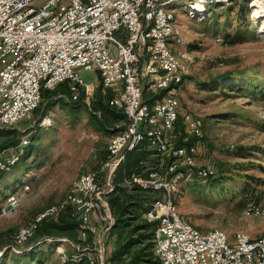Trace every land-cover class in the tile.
Instances as JSON below:
<instances>
[{"label":"built area","instance_id":"1","mask_svg":"<svg viewBox=\"0 0 264 264\" xmlns=\"http://www.w3.org/2000/svg\"><path fill=\"white\" fill-rule=\"evenodd\" d=\"M176 1L0 0V128L32 116L43 89L67 83L78 100L90 90L81 76L87 69L98 72L103 88L113 92L112 104L127 117L110 139L101 168L81 174L66 199L24 224L15 235L14 249L34 237L44 220L74 210L79 240L47 238L65 264H113L107 242L116 223L110 196L122 186L163 194L153 196L141 216L156 222L158 264H264V234L253 237L240 231L231 238L222 228L203 230L179 209L181 182L208 180L215 164L199 158L198 141L205 137L201 114L186 110L181 116V100L174 92L184 81L185 59L190 58L173 48L172 38L180 31L172 6ZM235 1L240 0H188V15L200 18L209 5ZM249 4L254 6L252 16L264 11V0ZM178 40L184 42L181 35ZM163 90L162 97L146 99V92ZM179 116L188 136L195 138L191 144L175 142ZM133 151L147 155L136 171L116 182L119 166ZM25 153L0 151V180ZM27 188L8 194L5 214L21 204ZM243 214L264 216V200L248 203Z\"/></svg>","mask_w":264,"mask_h":264},{"label":"rangeland","instance_id":"2","mask_svg":"<svg viewBox=\"0 0 264 264\" xmlns=\"http://www.w3.org/2000/svg\"><path fill=\"white\" fill-rule=\"evenodd\" d=\"M187 3L177 0L172 5L184 40L179 41L175 33L173 48L190 57L185 59L184 81L174 92L181 100V116L186 110L201 114L205 137L198 141L199 158H211L215 174L208 180L182 181L179 209L203 230L222 228L231 238L240 231L251 235L257 226H264V216L243 214L245 205L264 200V11L252 16L254 6L247 7L240 0L209 5L205 15L193 18ZM81 76L90 90L78 100L64 85L57 86L50 89L54 93L49 105L42 97L32 116L0 128V135L8 136L0 151L26 150L0 180V264H65L63 254L47 238L16 249L13 245L24 224L66 199L74 180L101 168L107 157L116 131L111 126L114 122L97 108V101L112 103L109 96L113 92L100 85L96 70H83ZM115 123V130L123 124ZM26 184L21 204L5 214L8 194ZM151 196L162 198L163 194L155 191ZM143 220L137 217L128 225L121 222L108 232L111 255ZM149 240L135 244L127 260ZM65 248L71 251L70 245Z\"/></svg>","mask_w":264,"mask_h":264},{"label":"trees","instance_id":"3","mask_svg":"<svg viewBox=\"0 0 264 264\" xmlns=\"http://www.w3.org/2000/svg\"><path fill=\"white\" fill-rule=\"evenodd\" d=\"M251 0H245V3L248 7L249 2ZM248 13V10H247ZM101 85V84H100ZM64 86L69 89L67 83H64ZM167 90H163L159 93L146 92V99L149 102L154 101L157 98L162 97ZM54 92L50 89L42 90V97H45L48 101V105L50 103V98ZM113 97V93L109 96L111 99ZM110 101V100H109ZM106 104L101 100V98L97 101V108L102 110L111 122H114L111 126L112 129L115 130L117 121L124 122L126 121V114L122 109H118L113 106L111 101ZM47 108V106H46ZM181 122L183 119L179 116V119L176 123V132L179 134L178 138L175 140L176 144L188 145L195 141V138H188V133H184L185 125L182 126ZM118 129V128H117ZM146 157L144 152L133 151L129 153L126 161L121 164L117 170L116 182H121L124 175L126 173H132L137 170V167L140 161ZM153 192L144 191L141 189H128L122 186H117L114 192L110 196L112 211L116 219L115 225L118 226L121 222L124 224H130L129 220L136 219L137 217H141L142 213L148 209L150 200H152ZM114 225V226H115ZM78 215L74 210H69L60 214L57 218L46 219L44 220L39 228L36 231L34 237H32L29 241L33 242L34 240L44 239V238H69L74 241H78ZM113 226V227H114ZM112 227V229H113ZM156 227V222L143 220V223H139L134 228H132L131 235L126 239L121 246L115 249L114 254L111 255V259L113 263L116 264H158V259L156 258V254L154 250L150 248L155 245L154 243V231ZM111 229V230H112ZM140 233L139 235H135L136 233ZM150 239V240H149ZM146 240L150 242L145 243L137 250L131 252V256L129 260L125 257L135 244H142ZM150 249V250H149ZM29 255V254H28Z\"/></svg>","mask_w":264,"mask_h":264},{"label":"crops","instance_id":"4","mask_svg":"<svg viewBox=\"0 0 264 264\" xmlns=\"http://www.w3.org/2000/svg\"><path fill=\"white\" fill-rule=\"evenodd\" d=\"M61 85H64V84H61ZM110 92H112V90H110ZM6 137L8 138V136H6ZM6 137H4L2 134L0 135V145L4 142V140L6 139ZM151 159L153 160V158H151ZM204 160H205L204 158H200V161L201 162H204ZM250 233H251V235L253 237H258V236H260V235H262L264 233V226H263V228H262V226H257V229L256 230H252V232H250Z\"/></svg>","mask_w":264,"mask_h":264},{"label":"bare ground","instance_id":"5","mask_svg":"<svg viewBox=\"0 0 264 264\" xmlns=\"http://www.w3.org/2000/svg\"><path fill=\"white\" fill-rule=\"evenodd\" d=\"M255 3H256V1H255Z\"/></svg>","mask_w":264,"mask_h":264},{"label":"water","instance_id":"6","mask_svg":"<svg viewBox=\"0 0 264 264\" xmlns=\"http://www.w3.org/2000/svg\"><path fill=\"white\" fill-rule=\"evenodd\" d=\"M118 130V129H117Z\"/></svg>","mask_w":264,"mask_h":264}]
</instances>
